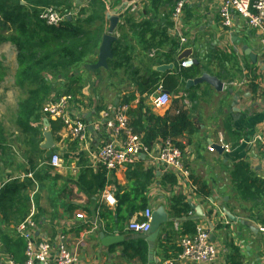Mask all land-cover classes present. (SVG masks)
<instances>
[{
  "label": "crops",
  "instance_id": "1",
  "mask_svg": "<svg viewBox=\"0 0 264 264\" xmlns=\"http://www.w3.org/2000/svg\"><path fill=\"white\" fill-rule=\"evenodd\" d=\"M91 1L74 0L80 6L76 10L88 8ZM101 1L106 6L104 35L110 27L108 16L116 14L120 18L113 47L118 42L122 43L126 50L124 57L129 62L127 69L114 70L109 64L107 69L92 70L84 64L72 73L83 79L84 104L74 100L68 113L74 119L81 118L87 122L89 133L84 141L73 138L66 126L53 132L44 113L40 120L33 123L40 132L39 137L23 133L17 123L18 109L28 92L18 98L19 89L4 87L5 79L0 85V90L5 89L9 93L3 98L4 109H0V191L5 184L18 182L22 186L21 197L28 208L25 219L34 212V244L38 245L45 239L56 243L59 236L64 235L69 248L79 256L77 264H142L138 259L131 260L125 256L124 243L137 240L136 234L128 230V225L131 221L143 220L146 208L154 212L161 206L172 219L161 226L160 233L169 251L165 253V248H159L158 239L155 264H170L171 261H174L173 264H198L175 261L183 236L180 234L181 221L173 219L170 208L172 199L178 195H184L191 208L188 218L208 229L218 247L217 258L212 264H231L233 247L238 249L241 264H264V189L255 191L254 187V195L245 199L238 193L231 175L235 164L245 161L250 165L253 177L264 180L262 148L258 143L249 144V140L256 135L264 136L263 30L251 27L246 18L234 11H231L230 25L224 26L222 0H192L184 6L178 19H174L173 15L179 0ZM79 14L73 17L80 18ZM127 19L137 25L150 20L157 29L173 23L167 27V32L180 45L175 62L166 61V53L170 52V47H166L168 45L152 56L147 44L152 37L151 32L144 34L140 26L131 28L132 22L127 23ZM143 35L144 40H141ZM181 36L187 39L186 43L182 44ZM245 48L256 56V62ZM186 50L191 51L188 58L198 62L193 66L196 77L204 73L216 76L224 83V89L218 92L208 83L189 87V80H185L183 86L179 83V87L174 88L169 80L166 87L173 88L167 87L171 90H168L171 102L166 107L157 108L153 100L156 92L142 93L136 82L148 79L153 72H157L163 80V75L177 73L178 57ZM98 53L99 49L93 57L95 62ZM15 54L17 56L16 49ZM172 64V69H159ZM25 83L19 87L24 88ZM11 92L17 96H13L10 100L12 104L8 105L6 99ZM130 96H134L130 101L133 112L143 99L145 106L158 116H175L182 110L189 112L198 125V131L175 138L184 146L183 162L189 177L176 175L178 182L175 185L165 184L163 177L168 169L141 155L132 168L128 166L107 171L104 185L99 184L102 171L100 166L95 165L94 156L111 134L97 123L102 110L112 104H121ZM133 112L129 115L130 121L134 120ZM89 113L92 126L87 119ZM46 132L52 134V149L43 148ZM220 139L230 147L229 151L211 150ZM161 142L160 138L157 139L152 149L158 151ZM54 153L61 157L58 167L51 165ZM138 169L143 173L153 172L146 191L139 187L144 181L142 174L136 173L135 176L130 171ZM193 179L206 184V189L211 192L209 197L198 194ZM106 191L114 193L115 205L104 202ZM22 207L17 204L14 209ZM196 208L201 211L199 215ZM225 210L236 216L237 222L224 216ZM81 212H84L85 218L79 219L77 214ZM19 223L15 219L4 221L0 213V264L16 260L2 240L4 236L24 240L17 259L26 260L27 242L17 232ZM102 233L105 237L123 236L124 240L107 246ZM167 255L171 257L167 258Z\"/></svg>",
  "mask_w": 264,
  "mask_h": 264
},
{
  "label": "trees",
  "instance_id": "2",
  "mask_svg": "<svg viewBox=\"0 0 264 264\" xmlns=\"http://www.w3.org/2000/svg\"><path fill=\"white\" fill-rule=\"evenodd\" d=\"M22 1L24 2L23 4ZM49 6H56L67 14L71 12L72 2L71 0H0V27L6 32V35L0 33V42L11 43L17 51L18 70L16 83L23 85L25 82H34L38 85L36 88L30 89L27 93V98L19 104L17 120L18 126L23 133L32 134L35 137H39L40 132L33 123L41 119L44 105L52 99V92H54V87L51 85L52 81L60 82L57 89V92L60 91L58 95L71 94L77 103L84 104L82 97L83 79L80 75L72 73L84 64L91 65L95 63L93 57L99 49L105 32L106 17L104 12L106 11V6L101 0H92L88 8L82 7L80 9V18H67L60 26H51L40 17L42 9ZM87 13L89 14L87 15ZM97 22L99 24L94 29H91L90 26ZM126 22L130 23L132 20L127 19ZM172 25L173 23H170L166 27L157 29L148 20L139 25L132 22L131 28L140 26L144 34L151 32L152 37L150 41H147V44L148 49L154 55L158 49L170 47V52L166 53V61L172 63L175 62L177 51H180L179 43L171 38L167 32V27ZM144 36H141L143 38L141 40H144ZM156 39L158 41L155 44L154 41ZM124 52L126 50L123 49L121 42L116 43L113 47L115 59L109 61V64L114 70L127 69L126 65L129 62H126L127 58L124 57ZM197 64L198 62L195 61V65ZM194 67L181 68L179 66L177 73L172 72L171 74L163 75L164 80L159 77L157 72H153L151 77L143 81L138 80V82H141H136V84L139 85L142 93L153 94L163 80L165 90H173L171 87L167 86L169 89L166 87L168 81L171 80L174 88H178L180 84L183 86L185 80L196 77L197 73H194ZM5 77L6 70L0 63V85L5 80ZM133 97H126L123 102L130 103ZM132 112V110L129 111V115ZM133 114V121H130L129 117L130 126L134 133L142 136L143 141L150 148L153 147L159 138L161 140L171 138L183 150L184 146L176 141L175 138L183 134H194L198 131V125L193 121L187 110H182L175 116H169L168 114L158 116L149 107L145 106L143 99ZM45 115L50 120L53 132H58L65 127L61 119L54 120L49 114ZM129 168H132V166ZM100 169L103 174H100L99 184L103 186L105 183L104 174L107 170L104 167ZM130 171L135 173V176L138 173L142 174L144 181L140 183L139 187L146 191L147 183L153 177L152 170L145 173L139 171V169ZM231 175L238 193L245 199L254 195V187L255 191H260L261 188L264 189V180L253 177L251 167L245 161L235 164ZM177 182L176 174L171 171L167 172L163 177V183L165 184L173 186ZM193 183L198 194L204 197L210 196L211 192L206 189L205 183L194 179ZM21 188L22 186L18 182H12L5 184L0 191V213L4 221L9 222L11 219H15L18 222H22L25 220L28 208L26 207V201L21 197ZM15 201L16 205L20 206L21 204L23 207L21 209H18V207L15 210ZM170 209L173 219H180L181 221L180 234L183 237L194 235L198 223L194 219L188 218L191 208L186 197L184 195L174 197ZM162 236L161 234L160 238H158L160 239L159 248L161 250L165 248V253H167L169 250L167 245L163 243ZM2 240L12 256L16 258L17 261L15 260V262L23 263L25 260H18L17 256L21 254L20 252L25 244L24 240L21 238L12 240L7 236H4ZM124 245V253L128 259H138L142 264H148L149 246L146 240H132L124 243ZM179 251L181 252V248H179ZM233 251L230 256V263L241 264L238 249L233 247ZM170 257V255H167V258Z\"/></svg>",
  "mask_w": 264,
  "mask_h": 264
},
{
  "label": "built area",
  "instance_id": "3",
  "mask_svg": "<svg viewBox=\"0 0 264 264\" xmlns=\"http://www.w3.org/2000/svg\"><path fill=\"white\" fill-rule=\"evenodd\" d=\"M192 0H179L175 7L174 19L182 14L184 6ZM224 5L221 9V17L224 26H229L231 21V11L246 18L249 25L253 28H260L264 32V0H222ZM78 12L63 13L56 6H49L42 9L40 17L51 26H60L69 17L78 15ZM187 39L181 36L182 44ZM154 53H152V56ZM195 61L191 58L179 62L181 68H191ZM154 105L157 108L166 107L171 102V93L165 90L161 82L154 96ZM74 102L71 94L52 96L43 107V113L49 114L54 119H61L65 126L69 128L73 138L86 140L89 127L84 119H74L69 115V107ZM130 103L107 106L102 110L98 126L104 128L111 135L103 144L96 155L95 165L104 167L111 172L119 168L133 166L141 155L148 156L150 159L163 164L168 171L176 175L189 177V171L183 162V150L171 139L162 140L160 149L154 151L147 146L140 134L134 133L129 123ZM245 141V140H244ZM260 144L264 153V136L256 135L249 140V144ZM224 151H229L230 147L223 139L219 144ZM211 150H215L212 146ZM217 151V150H216ZM61 164L59 154H52L51 165L58 167ZM104 202L109 205H115L117 200L112 191H106L103 194ZM152 211L146 209L143 220L131 221L128 230L138 235H146L151 230ZM79 219L85 218L84 212L78 213ZM34 212H32L24 221L17 226L19 235L25 238L27 242L26 260L23 263H17L9 260L8 264H77L79 256L73 252L66 243L64 235L59 236L56 243L45 239L38 245L32 241V229L35 227ZM264 230V227L262 228ZM82 243V241H80ZM181 252L176 262H195L198 264H212L215 262L218 254V247L211 239V233L204 226L198 225L196 233L192 236H184L180 241ZM171 261L170 264H173Z\"/></svg>",
  "mask_w": 264,
  "mask_h": 264
},
{
  "label": "water",
  "instance_id": "4",
  "mask_svg": "<svg viewBox=\"0 0 264 264\" xmlns=\"http://www.w3.org/2000/svg\"><path fill=\"white\" fill-rule=\"evenodd\" d=\"M23 3L24 2L22 1V4ZM69 19H72V17H69ZM108 20L110 21V27L108 29V32L103 36V39H102V42L99 48L97 62L89 65V67L92 70L101 69V68L107 69L109 67V61L114 58L113 45L117 40V37L115 36V31L120 23V18L118 15L112 14L108 16ZM245 50H246V53L249 54V56H251L252 60L256 62L257 60L256 56L251 54L249 49L245 48ZM190 53H191L190 50L184 51L181 55H179L178 61L180 62L182 60L188 59ZM169 68L171 69L174 68V65L172 64L170 66H161L159 69L167 70ZM202 83L210 84L218 92L223 91L224 89V83L218 77L210 75L208 73H204L199 77L190 79L187 84L189 87H192V86H196ZM87 119L92 126L90 113L87 115ZM45 120L46 122H48V119H45ZM45 137H46V142L44 143L43 148L52 149L54 147V140H53L51 132H46ZM212 146L218 152L224 151V148L220 145L213 144ZM196 212L198 213L197 215H199L201 211L199 210V208H196ZM200 215H203V214H200ZM224 216H226L228 219L232 221L237 222V217L231 214L228 210L224 211ZM171 220L172 219L169 218V215L166 209L163 206H161L152 213V222H151L150 232L146 235L137 234L135 236L136 239H144L148 243V246H149V255H148L149 263L148 264L156 263L157 260L155 259V248H156L157 240L161 233V226ZM101 237L104 240V244H106L107 246H111L113 244L119 243L124 240L123 236L105 237L103 233L101 234Z\"/></svg>",
  "mask_w": 264,
  "mask_h": 264
},
{
  "label": "rangeland",
  "instance_id": "5",
  "mask_svg": "<svg viewBox=\"0 0 264 264\" xmlns=\"http://www.w3.org/2000/svg\"><path fill=\"white\" fill-rule=\"evenodd\" d=\"M72 2V8L70 9L71 11L73 10L74 12H80V10H76L79 9L80 6L77 5L74 0H71ZM77 18V17H76ZM99 23H95L92 26H90L91 29H94ZM0 33H3L6 35V32H4L3 29H1L0 27ZM0 63L3 65V67L6 70V77H5V83L3 84L4 87L6 88H13V90H16L17 88L19 89V91H17L18 94V98L21 97V94H26L28 91L27 89H33L36 88L38 85L34 82H26L25 83V87L21 88L19 87V85H17L16 82V72H17V61H16V54H15V49L12 46L11 43L9 42H0ZM60 82H55L52 81L51 85L54 87V92L53 95H58L60 92H57V89L59 87ZM16 86V88H15ZM9 95V93L7 92V90L3 89L0 90V109H4L5 107V102H3V98L7 97ZM17 96V94L15 92H11L10 96L6 99V102H8L7 104L9 105L12 104L10 102V100H13V96ZM22 95V96H23ZM27 95V94H26ZM25 95V96H26ZM24 97V96H23ZM13 107V105H12ZM13 109V108H11ZM9 109V111L11 110Z\"/></svg>",
  "mask_w": 264,
  "mask_h": 264
}]
</instances>
